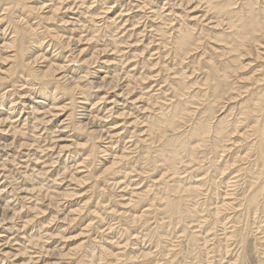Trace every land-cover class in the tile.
Segmentation results:
<instances>
[{"label": "rangeland", "instance_id": "rangeland-1", "mask_svg": "<svg viewBox=\"0 0 264 264\" xmlns=\"http://www.w3.org/2000/svg\"><path fill=\"white\" fill-rule=\"evenodd\" d=\"M0 1H1L0 2V17H2L1 19H3L2 22H0V29H1L0 30V47L5 42L9 43L8 41L10 39H13L12 37L15 36V32H18V31L20 32L21 30H23L25 28L23 31H21L23 33V37L21 36L20 38H18V39H20L19 42H18V40H16L17 41L16 45H18L19 50H21V55H23V57H25L27 59L30 58L29 61H32V59L34 60L35 56H38L39 54H40L39 56L42 55V58H43V60H41L39 62V64H35V66L31 65L33 70H38L37 68H39V69L42 68L43 70H45L46 68H44V67H47L48 64H51V63L57 64V65L60 64V66H64V68H63L64 73H62L61 77H60V75H58V77L54 78L53 81L54 82L56 81L55 83L51 81L53 84H50V82L47 79H46V81H45V79L37 81L36 79H33L32 76H29L30 74L28 71H26L27 69H25V70L20 69V72L17 71L18 66H16V64H14V56H16L15 54L17 53L18 48L15 47L12 50V48L7 49V48L2 47V51H0V56L2 57V58L0 57V59H1L0 60L1 61V63H0V97H1L0 100L1 101L0 102L3 105L2 108H0V118L1 119L3 118L2 120H7L6 125L7 124L10 125V126H8V125L6 126L9 131H7V133H5L3 135L4 139H0V140H2L3 142H5L6 140L9 142L15 140L14 142H16V146L14 145L13 147H11L12 149L9 148L7 150V148H5V149H3L2 147L0 148V150L2 151V152L0 151V159L1 160L3 159L0 162L2 164V165L0 164V166H2V168H3L2 169L0 167V195L3 196V197L2 196L0 197V216H1L0 219L5 218V220L1 221L2 223H0V238L2 239V240L0 239V246H1V244L5 243L6 241H9L11 243V245L13 243V246H12L14 248L13 250L17 249V250H15L16 253L18 251H19L18 253H20V249H21V253H24L20 257H17L15 259H6L5 261L2 259V257H1L2 254H1L0 255V260H1L0 264H10V262H11V264L12 263H15V264H53V262H56L57 264H111V263L112 264H145V263L146 264H148V263L149 264H210V263H212V264H228V263H232V262L234 263L235 260L237 258H240V257L242 259L240 258V261L237 262L238 264H241V263H243V264H260V263L264 264V261H263L264 260V253H262V252H264V249H262V248H264V236H263L264 235V229H263L264 228V204H263L264 203V197L260 196L258 198L259 202H258V204H256L254 206V208L252 206V209H249L247 206L248 205L247 196H248L249 192H251V190H252L250 188V184L252 182H255V179L250 178L251 175L248 174L246 169L249 168L250 162L255 161L257 158L256 152L248 150L247 144L248 143L251 144L252 142H256L257 140L254 139L255 136L251 135L248 138L249 141L248 140L244 141V140L238 138L240 135L234 134V135H232V137L229 141H228L229 137L224 138V140L221 143L222 146H224V148L219 147L220 149L217 148V150H215L212 147V142H209L210 144L208 142H206V143H204V146L202 147V149L199 151L200 153L198 155V158L200 160L195 162L196 164L189 162L190 157H188L186 154V151H184L182 149V141L183 142L185 141L184 138H185L186 131H189L192 128L193 120H196L195 122H197L199 119L203 120V117L207 113L208 102L206 101V99L208 101H209V99L206 97L203 98L204 97L203 94H204V91L207 89V85H206L205 80H206V76H207V70H208L209 62L210 61L216 62L220 65V63L222 62L221 60L226 61V60L231 59V58L234 59L238 54V53L235 54L236 52H234L230 49L232 43L230 42V39H229L230 36H228V33L232 32L233 29L230 27V24L228 23V17L224 12L221 14L218 13L217 10L211 4L212 1L208 2V0H206L205 3L203 0H194V1L192 0L193 3H191L190 6H187V5H184L183 3H180L181 2L180 0L179 1L176 0V2L178 4L175 2V0H169V1L168 0H165V1L162 0L163 2L161 0H101V1H99V0H73V1L72 0H23V1L22 0H18V1L17 0H5V1L0 0ZM97 1L99 3H97ZM217 1H220V2H222V1H230L231 2L232 1L230 9H238L239 6H235V3L237 1H239L236 3L237 5H240L241 4L240 2H244V0H237V1L236 0H217ZM256 1H258V0H256ZM256 1L254 2L255 4H256ZM260 1H263V2H260ZM260 1L257 2V4L254 6L260 7L261 5H263L262 3H264V0H260ZM22 2H23V4H22ZM181 5L182 6L184 5V7H182ZM27 6H29V7H27ZM39 6L41 8H39ZM49 6L52 9H50ZM185 6H187V7H185ZM195 6L198 8L196 9V11L191 13L192 12L191 8H194ZM111 7H113V8L111 9ZM200 7H201V9H200ZM15 8H16V11H14ZM55 9H58V10H56V12H54ZM175 9L178 13L177 15L175 14L176 13ZM182 10L184 11L183 13H182ZM145 11H146V13H145ZM17 14H19L20 16ZM46 14H47V16H45ZM209 14H210V16H208ZM134 15H136V16H134ZM189 16H190V18H188ZM193 16H195V18ZM47 17H49V18H47ZM66 18H68V19H66ZM17 19H18V21H17ZM108 19H110V20H108ZM51 20H54V21H51ZM113 20L115 21L114 23H113ZM195 20H196V22H195ZM20 21H22V22H20ZM188 21H190V22H188ZM74 22H75V24H74ZM148 22H149V24H148ZM155 22H158V25ZM177 22L179 24H177ZM16 23H17V25L19 24L18 25L19 27L22 26L23 28L19 29V27H18L16 29V27H15ZM29 24L31 26H29ZM150 24H151V26H150ZM174 24L176 25V27L174 26L175 28L172 27ZM208 24H210L209 28H208ZM213 24H215V25H213ZM113 25H114V27H113ZM211 26L214 29H212ZM26 27H27V29H26ZM124 27H126V28H124ZM187 28L192 30L194 35L196 34V36H195L196 41L192 47L193 50H191L190 52H188L186 54L178 55L179 53L177 50L178 45L176 43V36H178L179 32L182 29L184 30ZM198 29H199V31H198ZM218 29H220V30H218ZM25 31H27V32H25ZM173 31H175V32H173ZM206 31H207V34L204 33ZM160 33H161V35H160ZM173 33H175V36ZM34 38L35 39L37 38L38 41L35 40ZM159 38H161V39H159ZM206 39H208V40H206ZM215 40H217V42ZM2 42H4V43H2ZM86 42H88V43H86ZM201 42H203V43H201ZM204 42H205V44H204ZM31 46H33V47H31ZM162 46H164V47H162ZM69 48H71V49H69ZM90 48H92V49H90ZM105 49H107V50H105ZM95 50H97L96 51L97 53L95 52ZM81 51H82V53L80 54ZM161 51H163V52H161ZM206 51L208 54H206ZM6 54H7V56H6ZM205 54L207 55V58L204 59V57H206ZM190 56H191V58H190ZM218 56H219V58H218ZM91 57H93V59L91 61H89V62H91V64H88L89 63L88 61L85 62V60H87L88 58H91ZM7 58H9V59H7ZM55 58H57V59H55ZM247 58L249 60H247ZM83 59H84V62H83ZM103 59H104V61H103ZM106 59H108V60H106ZM182 59H184V60H182ZM224 59H226V60H224ZM75 60H77V61H75ZM111 60H113V61L111 62ZM178 60L181 64L178 62ZM29 61L27 60L26 63H28ZM52 61H54L55 63ZM241 61L243 62V66L246 65V67L240 68V69H242L241 72H240V69H238L236 74L235 73L231 74V77H229V79L226 81L227 84L225 85V83H224V85H223V89H227L228 94L231 93L230 95L232 97H234L235 100L231 99L228 101L227 99H225L226 101H223V102H225L224 104H221L219 106L217 104H215L214 108H215L216 112H215L214 118L211 121L212 123L219 121L218 117L224 118L223 116L226 117V115H228L226 117L227 120H229L231 122L236 121L238 118L241 119L242 118V115H241L242 105H241V103L243 102L242 100H244V97L246 98L249 95L247 92H249V91L251 92L254 89L256 90V88L258 86H261L264 83L263 82V79H264V76H263L264 70L263 69L264 68H262V67H264V64H263L264 59L257 58L255 55H246L245 57L244 56L241 57ZM256 61H258L259 63L258 62L256 63ZM163 62L166 63L169 67L166 64H164ZM169 62H171V63H169ZM46 63H47V65H46ZM160 63H162V64H160ZM246 63H248V64H246ZM179 65L181 67H179ZM202 65H203V67H201ZM247 65H249V66H247ZM250 65H251V67H250ZM165 68H167V69H165ZM168 68H170V69H168ZM258 68L259 69L261 68V69L259 70ZM90 69H91V71H90ZM171 69H173V71ZM2 70H3V72H2ZM24 71H26L27 73ZM73 71H74V73H72ZM93 71L95 72V74L93 73ZM125 71H126V73H125ZM91 73H93V75ZM171 73H173V74H171ZM193 73H195V74H193ZM199 73L200 74L202 73V74L200 75ZM241 74H243V75H241ZM252 74H254L253 75L254 77L252 76ZM63 75H66L67 77L62 78ZM108 75H110V76L108 77ZM171 75H173V76H171ZM249 75H250L251 79H250ZM255 75H257V76H255ZM22 76H23V78H22ZM59 77H60V79H59ZM240 77H242L243 80ZM20 78H22V79H20ZM71 78L73 81L71 80ZM180 78H181V80L182 79L183 80L181 81ZM63 79H65V80H63ZM117 79H118V82L115 81ZM20 80H22V84H20V82H21ZM33 80H35V81H33ZM69 80H71V81H69ZM74 80L76 83L78 82L77 84L79 87L74 89L75 92L72 90L68 91V90H70V86L75 85V84H73V83H75ZM103 80H105V81L108 80V81L112 82L113 85H115V87H113L115 89L113 90L112 88H110V85H108L107 83H106L107 85L103 84V86L101 84L102 88L99 87L98 84L102 83ZM260 80H262V81H260ZM41 81L42 82L44 81L45 84L41 83ZM90 81H92V82L90 83ZM120 81L123 83H121ZM246 81H247V83H246ZM34 82H35V84H34ZM57 82H60L61 84L60 83L59 84L63 86V87H61L58 84V87L60 86L59 90H57L58 88H56ZM71 82H73V83H71ZM93 82H95V83H93ZM187 82L189 84H187ZM234 82H237V83L239 82L241 84H238L239 86L236 85V87H235L234 84H237V83H234ZM27 83H30V84H27ZM69 83H71V84H69ZM229 83L230 84L232 83V85H230ZM255 83H258V84L255 85ZM41 84L44 85V87H46V84H47L45 91L46 92L48 91L49 94H47L48 92L42 93V91H41L42 89L40 90V88H42L43 86ZM92 84H93V86H92ZM253 84L256 87L255 88L253 87V89H252ZM22 85H24V87ZM53 85H54V87H53ZM81 85H82V88H81ZM122 85H124V86H122ZM170 85L173 86V88L170 87ZM196 85H198V86H196ZM240 85H241V87H240ZM245 85H247V86L249 85L250 87H246ZM32 86H35V87H33V89H32ZM97 86H98V88H97ZM16 88H17V90H16ZM80 88L83 90H81ZM21 89H23V90H21ZM36 89H37V91H36ZM109 89H110V92H109ZM175 89L176 90L178 89V90L176 91ZM80 90L84 91L85 95L83 93H81ZM173 90H175V92ZM191 90H193V92ZM78 91H80V92H78ZM122 91L124 94L122 93ZM8 92H9V94H7ZM25 92H27V93H25ZM29 92H30V95H28ZM69 92H72V93H70V94H72L71 96H70ZM114 92H116L120 96L114 98L112 96V94ZM127 92L132 97L130 95H128ZM129 92H131V93H129ZM31 93H32V95H31ZM62 93H64L63 96H62ZM178 93H180V94H178ZM189 93L190 94L192 93L191 97H189L190 96ZM25 94H26V96H24ZM50 94H51V96H50ZM239 94H241L242 96H240ZM55 95H56V97H55ZM124 95H126V96H124ZM179 95L182 97L180 98ZM29 96H33V97H29ZM86 96L90 100L89 99L87 100V104H85V105L83 104L85 106L84 107L83 105H81L82 104L81 101L83 102V100H84L83 98ZM41 97L43 98V100ZM65 97L68 98V100L65 99ZM72 97L75 99H73ZM127 97H128V99H127ZM141 97H143V98H141ZM151 97L152 98L155 97V98L151 99ZM194 97L197 98L199 101L197 99H195ZM32 98H33V100H32ZM71 98H72V101H71ZM109 98L111 99V101ZM113 98H114V100H117V102H115L114 104H113V102H114ZM131 98L134 100H132ZM144 98L145 99L147 98V99L145 100ZM176 98H179V99H176ZM183 98L184 99L186 98L185 99L186 102L188 100L187 106H189V103H190V107H188L189 108L188 116H186L185 118L181 117V118L177 119L175 121V123L169 127L162 125L163 123L160 122V119L162 118L163 113L166 114L167 112H169L173 102H174V104H177L179 102V100L183 101L184 100ZM119 99H120V101H119ZM204 99H205V101H204ZM4 100H6V101H4ZM25 100L27 101V104H25ZM176 100H178V101H176ZM146 101H148V102H146ZM35 102H36L37 106H36ZM49 102H50V104L52 103L51 104L52 106L49 105ZM64 102H66V103H64ZM68 102H69V104H68ZM108 102H111V104ZM151 102H153V103H151ZM60 103H63V105L62 104L60 105ZM73 103L77 105V107H75L74 113L76 115V120H79L80 122L76 121L77 124L73 123L74 124L73 125L71 123L72 125H70L71 120L68 117L70 116L71 111L72 112L74 111V108L72 107V106H74ZM78 103L80 104V106ZM89 103H91V104H89ZM118 103L121 105L119 106ZM145 103H146V105H144ZM234 104H235V107H234ZM238 104H239L240 108H239V106H237ZM25 105H26V107H25ZM34 105H35V107H34ZM140 105H141V107H139ZM191 105H192V107H191ZM199 105H201V106H199ZM4 106H5V108H4ZM29 106H31V107H29ZM167 106H168L169 110L167 109ZM11 107L13 109H11ZM63 107H65L66 110L65 109L61 110ZM79 107L82 110H79ZM137 107H139V108H137ZM36 108H39V109L41 108L39 111H41L40 113H41L42 117L40 116V113H39L38 109H36ZM51 108L52 109L54 108L57 110V112L60 114L59 118H57L56 121H51L52 124H51V122L49 124L48 123L45 124V122L42 123L43 121H41V119H44L43 117L45 115H46L45 120L47 117L50 118L47 111H49ZM58 108H60V109H58ZM70 108L71 109L73 108V109L71 110ZM1 109L2 110L4 109V111H2ZM14 109L16 111H13ZM140 109L142 112L140 111ZM202 109H204V111ZM234 109L237 110L238 112L237 111L235 112ZM9 110H10V112H9ZM18 110H19L20 115L17 113ZM32 110H34V111H32ZM56 110L54 111V113H57ZM121 110H122L123 114L121 113ZM7 111L9 113H12V114H8ZM61 111H63V112H61ZM77 111H79V114H81V116L77 113ZM118 111H119V113H118ZM148 111H149V113H148ZM162 111H163V113H162V115H160L159 113H161ZM88 112H90V113H88ZM124 112L126 114H124ZM155 112H157L158 115ZM15 113H16V115H15ZM203 113H204V115H203ZM143 114H144V116H143ZM10 115H12V116L14 115L13 118ZM26 115L29 116V118ZM77 115L79 117H77ZM152 115H153V117H152ZM233 115H235V118H232V117H234ZM17 116H19V117H17ZM30 116L34 117V118H31ZM89 116L90 117L92 116L91 119H89L90 118ZM96 116L98 117V119ZM106 116H108V117H106ZM159 116H161V117H159ZM193 116H194V118H193ZM24 117H27L28 119L24 118ZM7 118H9V119H7ZM106 118H108V119H106ZM150 118H151V120H150ZM154 118L155 119L157 118V120L154 121ZM20 119H21V121H20ZM38 120L41 123L37 122ZM8 121H10L11 124ZM24 121H25V123H24ZM31 121H33V122H31ZM88 121H92V122L94 121V123H96V124L93 123L94 124L93 130H92L91 126H90L91 129L89 128V126L87 129L80 128L81 124L87 123ZM157 121H158V124H157ZM142 122H143V124H142ZM36 123H37V125H34ZM61 124H63L64 126ZM126 124H128V125H126ZM40 125L42 126L41 128L39 127ZM99 125H102V126H99ZM46 126H48V128ZM56 127H57V129H56ZM97 127H99L100 130ZM128 127H129V129H128ZM32 128H33V130H32ZM36 128H38L39 130ZM136 128H137V130H136ZM28 129H30V130H28ZM52 129L54 131L55 130L56 131L52 132L53 131ZM245 129L247 130V127H245L242 130V132ZM49 130L50 131L52 130L51 134H50ZM94 130H98L101 132H97V133L95 132V136H96L95 137L94 136ZM126 130L128 132H126ZM44 131H46V133ZM139 132H140V134H139ZM101 133H103V134L101 135ZM136 133H138V135ZM46 135H47V137H46ZM65 135H67V136H65ZM177 135H178V137H176ZM42 136H44V137H42ZM92 136L94 139L96 138L98 140L95 139V141H94ZM107 136H109V137L107 138ZM49 137H51V138H49ZM60 138H64L66 140L63 142L64 144L62 142L58 141ZM136 138H137V140H136ZM42 139H44V140H42ZM16 140H18V141H16ZM2 141H0V142L2 143ZM7 141L5 143H7ZM234 141H235V144H234ZM17 142H18V144H17ZM96 142H97V144H96ZM162 142L165 144H163ZM19 143L20 144L26 143L25 144L26 146L25 145L20 146ZM27 143H28V145H27ZM86 143H87V145H86ZM93 143H95V144L93 145ZM173 143H176V148L175 149L173 148V151L170 150V152H172V153L169 152L168 157L170 155H175V154L178 157H177V160L174 162L175 165L173 167H171V166H169V164H167V162L164 158V157H167V155L166 156L163 155L166 152L162 151V150H164V147L166 148V150L172 149L171 145ZM143 144H145V145H143ZM31 145H32L33 149L29 147ZM42 145L45 147V149H42V148H44ZM48 145L50 147H48ZM91 145H93L94 147L92 148ZM235 145H237V146H235ZM62 146H65V147L61 149ZM148 146H149V148H148ZM25 147H27L28 150ZM35 147H36V149H35ZM150 148H152V149H150ZM239 148H240V150H239ZM11 150L12 151L14 150L13 153ZM54 151H55V153H54ZM214 151H216V152H214ZM243 151H244V153H242ZM15 152H17V153H15ZM39 152L42 154H38ZM175 152H177V153H175ZM219 152H221V153H219ZM57 153H60V154H57ZM156 153H158V154H156ZM246 153L247 154L249 153L248 158L246 157L247 156ZM12 154H14V155H12ZM28 154H30V156L32 158ZM62 154H63V156H62ZM219 154H220V156H219ZM239 154L241 157L239 156ZM14 156H15V159H14ZM116 156H117V158H116ZM151 156L154 157L156 160H153V158ZM45 157H46V159H45ZM88 157H89V159H88ZM180 157L182 159H180ZM81 158L83 161H85L86 164L81 163V162H83V161H81ZM159 158L160 159L163 158V159L160 160ZM216 159L218 161H216ZM230 159H231V161H230ZM35 160H37V161H35ZM248 160H250V161H248ZM7 161H11V162L9 163ZM16 161H18L19 163ZM50 161H51V163H50ZM211 161H212V163H211ZM225 161H227V162H225ZM198 162H200V163H198ZM213 162H215V163H213ZM204 163L206 165H203ZM230 163H231V165H229ZM3 164H4V166L6 165L5 168H7V166H8L7 170L3 167ZM211 165H212V167H211ZM54 168H55V171H54ZM65 168H66V170H65ZM108 168H110V169L107 171L106 169H108ZM221 168L223 169V171H221ZM37 169H39V171ZM150 170H152V171H150ZM24 172L27 173L28 175L27 174L25 175ZM55 172L57 174H55ZM77 172H79V173H77ZM2 173L4 175L6 173L7 176L6 175L4 176ZM64 173L66 175H70V174L74 173V174L78 175V177H80L83 181L80 185L79 184L76 185V183H74V182L71 183V181H69V177L65 178L66 175ZM10 174H12V175H10ZM63 174L65 176H63ZM124 175H126V176H124ZM197 175H200V176L197 178H195V177L193 178V176H197ZM9 176L10 177L12 176L13 179H12V177L9 178ZM34 176H36V177L34 178ZM123 176H124V178H123ZM165 176L167 177V179ZM181 176L184 179H182ZM231 176L234 177L235 179L231 178ZM5 177H6V179H5ZM201 177L203 179H205V181H203V186H202V188H204L203 191L205 192V194L203 193V191L201 189L202 193L199 192L197 195H193V197H191V198L190 197L187 199L184 198L187 201H184L182 198H181L182 200L179 199V197H181L180 195H182V194H180V192H178V191H180L181 188H183L184 186H188L191 181L193 182L194 180H198V178H201ZM61 178H63V179H61ZM154 178L157 179L158 181L155 180ZM58 179H60V180H58ZM179 179L180 180L182 179V180L180 181ZM154 180H155V182H154ZM161 180H164V181H161ZM172 181H174V182H172ZM210 181H211V183H209ZM222 181H224V186H223L224 188L221 187L223 185ZM10 182H11V184H10ZM25 182H27V183H25ZM167 182H169V185L170 184L171 185L169 186ZM166 183H167V185H166ZM172 183H173V185H172ZM226 183L229 187L226 185ZM18 184L20 187H16V186H18ZM22 184H23V186L25 184V186L22 187ZM158 184H159V186H158ZM182 184H184V185L181 186ZM230 184H231V186H230ZM208 185L211 187V189ZM30 186H32L31 187L32 190H31ZM163 186L165 189L162 188ZM168 186L170 188H168ZM2 187H4L5 189ZM175 187H177V189ZM13 188H16L18 191L16 189H13ZM19 188H21V189H19ZM174 188L177 192L174 190ZM36 189H37V191H36ZM164 190H166V191H164ZM225 190H227L226 192H228V193H225ZM66 191L68 193H70V195L72 197L71 196L65 197V196L61 195L62 192L67 193ZM169 191L172 192L173 195H171L172 193H170ZM210 192H211V194H209ZM9 193H10V196H9ZM155 193L158 194V197H157V195H155ZM58 194H59V196H58ZM162 194L164 195V198H163ZM4 195H5V197H4ZM210 195H211V197H210ZM212 195H214V197ZM229 195H231V196H229ZM167 196L170 197L172 202L174 201V203H173L174 205L172 207H174V209H177V210H174L173 213L170 211L172 207L167 206L168 205L167 202H168V200H170L169 198H167ZM174 197H175V199L178 197V199L175 200V199H173ZM149 198L151 201L149 200ZM160 198H161V200H160ZM206 198H208V199L206 200ZM210 198H212L214 201H210ZM18 199L19 200L21 199V200L18 201ZM163 199H164L165 203L163 202ZM222 199H224L227 202H225ZM226 199H228V200H226ZM193 200H195V201L198 200V201L194 202ZM205 200L207 203L205 202ZM7 201H8V203H6ZM159 201L162 202L161 205H159L160 204ZM20 202L22 204H20ZM183 202H185V203H183ZM243 202H245V203H243ZM186 203H188V204H186ZM203 203H204V205H203ZM220 203L223 206L220 205ZM224 203H225V205H224ZM7 204H9L10 206L9 205L7 206ZM190 204H192L191 205L192 208L189 207ZM205 204L208 206H206ZM155 205H157V206H155ZM216 205H219L218 206L219 208ZM12 206L14 207V209L12 208ZM47 206H48V208H47ZM199 206H202L205 209L203 210V208L200 207V209L202 208L200 210ZM154 207H155V209H154ZM193 207H196V208H193ZM210 207H212V209ZM243 207H246L247 209L246 208L243 209ZM179 208H181V209H179ZM216 208H218V210H219L218 213L214 212V209H216ZM4 210L6 211V213L3 212ZM26 210H28V211H26ZM147 210H148V212H147ZM158 210L161 213H159ZM180 210H181V212L179 213ZM183 210L185 213H182ZM209 210L210 211L212 210V211L210 212ZM14 212H15V215H13ZM93 212H94V214H93ZM128 212H130V213H128ZM132 214L134 215V218H133ZM175 214H177L176 215L177 219H176V217H174ZM179 214H181V215H179ZM196 214H198L199 217ZM219 215H220L221 219H220ZM99 216H101V217H99ZM161 216H162V218H161ZM213 216H215V217H213ZM11 217L13 220L15 219L14 222H13V220L8 219ZM103 217H104L105 222L103 220ZM223 217H224V219H223ZM171 218H173V220ZM185 218H186V220H185ZM201 218L204 220L202 221ZM213 218H214V220H213ZM96 219H99V220H96ZM130 219H132V220H130ZM158 219H159V221L157 223ZM217 219H218V222H216ZM210 220H211V223H210ZM227 220H229V222ZM182 221H184V222L187 221L188 223H184ZM205 221H207V222H205ZM223 221H224V223H223ZM225 221H227L228 223ZM15 222H16V224H15ZM31 222L33 225L31 224ZM181 222H182V224H181ZM199 222L201 223V225ZM226 223L228 225H226ZM14 224H15V226H14ZM19 224H20V226H19ZM187 224L189 225V228H187L188 227ZM39 225H40V227H39ZM199 225L202 227H200ZM217 225H219V226H217ZM156 226H158V227H156ZM28 227L30 228L29 230H28ZM170 227H171V230H170ZM25 228H26V230H25ZM162 228H163V230H160ZM126 229H128V230H126ZM131 229H132V231H131ZM188 229H190V230H188ZM192 229L197 230V231L193 232ZM199 229H201V231L203 230L204 232L199 231ZM32 230H33V232H32ZM38 231H40V232H38ZM128 231H130V232H128ZM184 231H186V233ZM187 231L189 232V234L187 233ZM21 232L24 234V236H23V234H21ZM190 232H191V234H190ZM198 232H201L202 234L201 233L199 234ZM225 233H228V234L226 235ZM5 234H6V236H5ZM21 235H22V237H21ZM188 235H189V238H188ZM196 235H197V237H199L197 239V242H199L201 240L200 241L201 243L200 242L198 243L199 245L197 244L196 239H195V238H197ZM223 235H224V237H223ZM2 236H4V238ZM37 237L39 240L37 239ZM159 237H161V238H159ZM27 238H29V239H27ZM204 238H205V240H204ZM223 238L226 239L225 242L227 243V245L224 242ZM218 239H220V240H218ZM30 240L31 241L34 240L33 242H36L35 244H37V246L33 242H31V244H30ZM130 240H131V242H130ZM19 241H21V242H19ZM23 241L24 242L26 241L27 245H26V242L24 243ZM222 241H223V245H221ZM18 242H19V244H18ZM159 242H161V243H159ZM204 243H206V248H205ZM19 245H21V246H19ZM30 245H31V247H30ZM200 245H202V246H200ZM18 246L21 248H19ZM160 246H162V247H160ZM261 246H263V247L261 248ZM60 248H62V249H60ZM46 249H47V251H46ZM158 249H159V253H158ZM48 251L51 253L48 254ZM111 252L113 253V255L111 254ZM106 254H109V255L106 256ZM258 254H259V256H258ZM260 254H262V255H260ZM137 255H139L140 257ZM141 255L143 257H141ZM232 255L233 256L236 255V256L233 257ZM110 256H111V258H110ZM262 256H263V258H262ZM210 257L213 258V261L212 260L210 261V259H211ZM33 258H35V259H33ZM205 258H206V260H205ZM12 260H14V261H12ZM31 261L33 263H31ZM205 261H206V263H205ZM208 262H210V263H208Z\"/></svg>", "mask_w": 264, "mask_h": 264}, {"label": "bare ground", "instance_id": "bare-ground-1", "mask_svg": "<svg viewBox=\"0 0 264 264\" xmlns=\"http://www.w3.org/2000/svg\"><path fill=\"white\" fill-rule=\"evenodd\" d=\"M3 1H5V0H3ZM18 1V0H17ZM23 1V0H22ZM73 1V0H72ZM99 1H101V0H99ZM162 1V0H161ZM165 1V0H164ZM169 1V0H168ZM179 1V0H178ZM181 2L180 3H183L184 5H187V6H190L191 5V3H193L192 2V0H180ZM194 1V0H193ZM204 1V3H205V1L206 0H203ZM212 1V2H211ZM216 1V2H215ZM237 1V0H236ZM235 1V2H236ZM256 0H244V2H240L239 4L240 5H237L236 3L237 2H239V1H237L236 3H235V6H239L238 7V9H230V7H231V4H232V1L230 2V1H222V2H220V1H217V0H208V2H211V4L213 5V7L217 10V12L218 13H225L226 15H227V17H228V23L230 24V27L233 29L232 30V32H230V33H228V36H230L229 37V39H230V42L232 43L231 44V50L232 51H234V52H236L235 54H237V56L234 58V59H228V60H226V59H224V60H226V61H223V60H221L222 62L220 63V65L218 64V63H216V62H209V64H208V70H207V76H206V85H207V89L204 91V97L203 98H208L209 99V101L206 99V101L208 102V106H207V113L205 114V116L203 117V120L202 119H199L197 122H195L196 120H193V123H192V128L189 130V131H186V134H185V138H184V142L182 141V149L184 150V151H186V154H187V156L188 157H190L189 158V162L190 163H193V164H196L195 162H197V161H199L200 159L198 158V155H199V151L202 149V147L204 146V143H206V142H212V147L215 149V150H217V148H219V147H223L224 148V146H222V141L224 140V138H226V137H229V139H228V141L231 139V137H232V135H234V134H238V135H240L238 138H240V139H242V140H248V138L251 136V135H254L255 136V140H257L256 142H252L251 144L250 143H248L247 144V147H248V150H250V151H255L256 152V156H257V158H256V160L255 161H252V162H250V165H249V168L248 169H246V171L248 172V174L249 175H251L250 176V178H254L255 179V182H252L251 184H250V188L252 189L251 190V192H249V194H248V196H247V202H248V208L249 209H252V206H253V208H254V206L256 205V204H258V198L260 197V196H263L264 197V83H263V85H261V86H258L257 88H256V90L254 89V90H252L250 93L249 92H247L249 95L245 98L244 97V100H242L243 102L241 103V105H242V108H241V115H242V118L241 119H237L236 121H229V120H227V116L228 115H226V117L225 116H223L224 118H221V117H218L219 118V121H217V122H211L212 121V119L214 118V115H215V108H214V105L215 104H217L218 106L219 105H221V104H224L225 102H223V101H226L225 99H227L228 101L229 100H231V99H234V97H232L230 94L231 93H229L228 94V90L227 89H223V85H224V83H225V85L227 84L226 83V81L229 79V77H231V74H233V73H235L236 74V72H237V70L238 69H240V68H243V67H246V65L245 66H243V62L241 61V57H245L246 55H255L257 58H262V59H264V3H262L263 5H261L260 7L258 6V7H255L254 5H256L257 4V2H259L260 0H258V1H256V4L254 3ZM1 2V1H0ZM69 2V1H68ZM78 2V1H77ZM163 2V1H162ZM175 2H176V0H175ZM260 2H263V1H260ZM16 3V2H15ZM26 3V2H25ZM63 3V2H62ZM97 3H99L98 1H97ZM132 3V2H131ZM140 3V2H139ZM171 3V2H170ZM173 3V2H172ZM177 3V2H176ZM175 3V4H176ZM195 3V2H194ZM203 3V4H204ZM22 4H23V2H22ZM75 4V3H74ZM127 4V3H126ZM152 4V3H151ZM166 4V3H165ZM178 4V3H177ZM260 4V3H259ZM28 5V4H27ZM60 5V4H59ZM70 5V4H69ZM80 5V4H79ZM134 5V4H133ZM138 5V4H137ZM136 5V6H137ZM140 5V4H139ZM184 5L182 6V7H184ZM195 5V4H194ZM51 6V5H50ZM49 6V7H50ZM77 6V5H76ZM132 6V5H131ZM135 6V7H136ZM145 6V5H144ZM160 6V5H159ZM173 6V5H172ZM180 6V5H179ZM187 6H185V7H187ZM13 7V6H12ZM27 7H29V6H27ZM56 7V6H55ZM75 7V6H74ZM73 7V8H74ZM170 7V6H169ZM177 7V6H176ZM181 7V8H182ZM207 7V6H206ZM233 7V6H232ZM8 8V7H7ZM39 8H41L40 6H39ZM60 8V7H59ZM66 8V7H65ZM87 8V7H86ZM113 7H111V9H112ZM146 8V7H145ZM149 8V7H148ZM198 7H194V8H191V13H193L194 11H196V9H197ZM237 8V7H236ZM43 9V8H42ZM50 9H52L51 7H50ZM72 9V8H71ZM70 9V10H71ZM79 9V8H78ZM85 9V8H84ZM127 9V8H126ZM125 9V10H126ZM135 9V8H134ZM179 9V8H178ZM183 9V8H182ZM187 9V8H186ZM200 9H201V7H200ZM14 10V9H13ZM33 10V9H32ZM39 10V9H38ZM56 10H58V9H55L54 10V12H56ZM69 10V9H68ZM80 10V9H79ZM166 10V9H165ZM164 10V11H165ZM206 10V9H205ZM14 11H16V8H15V10ZM27 11V10H26ZM29 11V10H28ZM40 11V10H39ZM46 11V10H45ZM52 11V10H51ZM81 11V10H80ZM175 11H176V9H175ZM198 11V10H197ZM10 12V11H9ZM25 12V11H24ZM34 12V11H33ZM36 12V11H35ZM142 12V11H141ZM184 11L182 10V13H183ZM188 12V11H187ZM190 12V11H189ZM201 12V11H200ZM213 12V11H212ZM11 13V12H10ZM20 13V12H19ZM27 13V12H26ZM50 13V12H49ZM65 13V12H64ZM77 13V12H76ZM108 13V12H107ZM143 13V12H142ZM145 13H146V11H145ZM150 13V12H149ZM175 13V12H174ZM197 13V12H196ZM195 13V14H196ZM41 14V13H40ZM48 14V13H47ZM47 14L45 15V16H47ZM132 14V13H131ZM176 15L178 14L177 13V11H176V13H175ZM208 14V13H207ZM6 15V14H5ZM17 15H19V14H17ZM50 15V14H49ZM59 15V14H58ZM192 15V14H191ZM198 15V14H197ZM212 15V14H211ZM3 16V15H2ZM20 16V15H19ZM40 16V15H39ZM134 16H136V15H134ZM138 16V15H137ZM150 16V15H149ZM148 16V17H149ZM185 16V15H184ZM200 16V15H199ZM208 16H210V14L208 15ZM15 17V16H14ZM41 17V16H40ZM122 17V16H121ZM132 17V16H131ZM170 17V16H169ZM194 18H195V16H193ZM2 17H0V22H2V20L3 19H1ZM17 18V17H16ZM25 18V17H24ZM47 18H49V17H47ZM58 18V17H57ZM119 18V17H118ZM188 18H190V16L188 17ZM200 18V17H199ZM44 19V18H43ZM66 19H68V18H66ZM65 19V20H66ZM147 19V18H146ZM153 19V18H152ZM151 19V20H152ZM186 19V18H185ZM21 20V19H20ZM45 20V19H44ZM47 20V19H46ZM64 20V19H63ZM70 20V19H69ZM108 20H110V19H108ZM116 20V19H115ZM179 20V19H178ZM184 20V19H183ZM187 20V19H186ZM190 20V19H189ZM197 20V19H196ZM196 20H195V22H196ZM13 21V20H12ZM17 21H18V19H17ZM16 21V22H17ZM27 21V20H26ZM51 21H54V20H51ZM61 21V20H60ZM59 21V22H60ZM67 21V20H66ZM76 21V20H75ZM105 21V20H104ZM154 21V20H153ZM180 21V20H179ZM198 21V20H197ZM217 21V20H216ZM15 22V21H14ZM20 22H22V21H20ZM65 22V21H64ZM110 22V21H109ZM115 21L113 20V23H114ZM181 22V21H180ZM183 22V21H182ZM188 22H190V21H188ZM193 22V21H192ZM205 22V21H204ZM213 22V21H212ZM211 22V23H212ZM68 23V22H67ZM71 23V22H70ZM145 23V22H144ZM155 23H157V25H158V22H155ZM187 23V22H186ZM214 23V22H213ZM216 23V22H215ZM227 23V24H228ZM74 24H75V22H74ZM101 24V23H100ZM116 24V23H115ZM148 24H149V22H148ZM177 24H179L178 22H177ZM184 24V23H183ZM188 24V23H187ZM15 25V24H14ZM19 25V24H18ZM17 25V23H16V25H15V27H16V29L19 27ZM102 25V24H101ZM117 25V24H116ZM130 25V24H129ZM203 25V24H202ZM206 25V24H205ZM204 25V26H205ZM209 25L210 24H208V28H209ZM213 25H215V24H213ZM226 25V24H225ZM29 26H31L30 24H29ZM118 26V25H117ZM150 26H151V24H150ZM176 27V25L174 24L172 27ZM179 26V25H178ZM207 26V25H206ZM10 27V26H9ZM13 27V26H12ZM53 27V26H52ZM113 27H114V25H113ZM127 27V26H126ZM126 27H124V28H126ZM140 27V26H139ZM158 27V26H157ZM171 27V28H172ZM174 27V28H175ZM200 27V26H199ZM214 27V26H213ZM20 28H23L22 26L21 27H19V29ZM30 28V27H29ZM74 28V27H73ZM104 28V27H103ZM170 28V29H171ZM207 28V27H206ZM211 28H212V26H211ZM222 28V27H221ZM228 28V27H227ZM25 29V28H24ZM23 29V30H24ZM26 29H27V27H26ZM115 29V28H114ZM212 29H214V28H212ZM1 30V29H0ZM3 30V29H2ZM23 30H21V31H23ZM71 30V29H70ZM155 30V29H154ZM178 30V29H177ZM206 30V29H205ZM218 30H220V29H218ZM15 32V36L14 37H12L13 39H10L8 42L9 43H7V42H2V43H4V44H2L1 45V47H0V51H2V47H4V48H12V50L16 47V48H18V45H16V40H18V42H19V40L20 39H18V38H20L21 36L23 37V33L22 32ZM136 31V30H135ZM153 31V30H152ZM198 31H199V29H198ZM215 31V30H214ZM231 31V30H230ZM14 32V31H13ZM25 32H27V31H25ZM40 32V31H39ZM155 32V31H154ZM173 32H175V31H173ZM177 32V31H176ZM129 33V32H128ZM131 33V32H130ZM205 34H207V31L206 32H204ZM213 33V32H212ZM11 34V33H10ZM9 34V35H10ZM14 34V33H13ZM28 34V33H27ZM33 34V33H32ZM68 34V33H67ZM112 34V33H111ZM110 34V35H111ZM155 34V33H154ZM174 34V36H175V33H173ZM198 34V33H197ZM204 34V35H205ZM37 35V34H36ZM35 35V36H36ZM130 35V34H129ZM160 35H161V33H160ZM169 35V34H168ZM172 35V34H171ZM88 36V35H87ZM195 36H196V34L194 35L193 34V32H192V30H190L189 28H187V29H182L180 32H179V34H178V36H176V43H177V45H178V55H182V54H186V53H188V52H190L191 50H193V45L195 44V41H196V38H195ZM7 37V36H6ZM96 37V36H95ZM152 37V36H151ZM156 37V36H155ZM172 37V36H171ZM205 37V36H204ZM8 38V37H7ZM63 38V37H62ZM78 38V37H77ZM92 38V37H91ZM125 38V37H124ZM22 39V38H21ZM35 39V38H34ZM155 39V38H154ZM159 39H161V38H159ZM165 39V38H164ZM173 39V38H172ZM203 39V38H202ZM35 40H37L38 41V39L36 38ZM42 40V39H41ZM81 40V39H80ZM86 40V39H85ZM91 40V39H90ZM157 40V39H156ZM170 40V39H169ZM206 40H208V39H206ZM6 41V40H5ZM43 41V40H42ZM95 41V40H94ZM174 41V40H173ZM216 42H217V40H215ZM63 42V41H62ZM86 43H88V42H86ZM111 43V42H110ZM173 43V42H172ZM201 43H203V42H201ZM221 43V42H220ZM130 44V43H129ZM162 44V43H161ZM204 44H205V42H204ZM225 44V43H224ZM33 45V44H32ZM42 45V44H41ZM163 45V44H162ZM165 45V44H164ZM20 46V45H19ZM206 46V45H205ZM204 46V47H205ZM221 46V45H220ZM31 47H33V46H31ZM38 47V46H37ZM44 47V46H43ZM95 47V46H94ZM133 47V46H132ZM162 47H164V46H162ZM177 47V46H176ZM3 48V49H4ZM60 48V47H59ZM81 48V47H80ZM58 49V48H57ZM69 49H71V48H69ZM85 49V48H84ZM90 49H92V48H90ZM100 49V48H99ZM102 49V48H101ZM104 49V48H103ZM31 50V49H30ZM82 50V49H81ZM105 50H107V49H105ZM172 50V49H171ZM174 50V49H173ZM198 50V49H197ZM97 50H95V52H96ZM109 51V50H108ZM114 51V50H113ZM112 51V52H113ZM195 51V50H194ZM202 51V50H201ZM205 51V50H204ZM212 51V50H211ZM13 52V51H12ZM92 52V51H91ZM106 52V51H105ZM111 52V51H110ZM161 52H163V51H161ZM160 52V53H161ZM193 52V51H192ZM191 52V53H192ZM200 52V51H199ZM210 52V51H209ZM10 53V52H9ZM82 53V51L80 52V54ZM97 53V52H96ZM150 53V52H149ZM222 53V52H221ZM3 54V53H2ZM1 54V55H2ZM84 54V53H83ZM90 54V53H89ZM163 54V53H162ZM206 54H208L207 53V51H206ZM205 54V55H206ZM5 55V54H4ZM16 56H14V64H16V66H18V69H17V71L18 72H20V69L21 70H25V69H27L26 71H28L29 72V76H32L33 77V79H36L37 81H40V80H44L45 79V81H46V79L50 82V84H53L52 82H54L53 80H54V78H56V77H58V75H60V77H61V75H62V73H64V66H60V64L59 65H57V64H48V66L47 67H44V68H46L45 70H43L42 68L41 69H39V68H37L38 70H33L32 69V67H31V65H34L35 66V64H39V62L41 61V60H43V58H42V55L41 56H35V58H34V60L32 59V61H29V59H27V58H25V57H23V55H21V50H19V48H18V51H17V53L15 54ZM85 55V54H84ZM94 55V54H93ZM92 55V56H93ZM110 55V54H109ZM195 55V54H194ZM221 55V54H220ZM3 56V55H2ZM6 56H7V54H6ZM27 56V55H26ZM86 56V55H85ZM89 56V55H88ZM87 56V57H88ZM96 56V55H95ZM98 56V55H97ZM163 56V55H162ZM161 56V57H162ZM177 56V55H176ZM184 56V55H183ZM189 56V55H188ZM198 56V55H197ZM213 56V55H212ZM1 57V56H0ZM77 57V56H76ZM159 57V56H158ZM172 57V56H171ZM180 57V56H179ZM209 57V56H208ZM250 57V56H249ZM2 58V57H1ZM54 58V57H53ZM183 58V57H182ZM190 58H191V56H190ZM205 58H207V55H206V57H204V59ZM218 58H219V56H218ZM5 59V58H4ZM7 59H9V58H7ZM55 59H57V58H55ZM82 59V58H81ZM93 59V57H91V58H88L87 60H85V62H89V61H91ZM168 59V58H167ZM180 59V58H179ZM1 60V59H0ZM6 60V59H5ZM29 61L28 63H26V61ZM100 60V59H99ZM106 60H108V59H106ZM110 60V59H109ZM182 60H184V59H182ZM202 60V59H201ZM247 60H249L248 58H247ZM246 60V61H247ZM4 61V60H3ZM74 61V60H73ZM75 61H77V60H75ZM82 61V60H81ZM94 61V60H93ZM103 61H104V59H103ZM113 60H111V62H112ZM145 61V60H144ZM162 61V60H161ZM173 61V60H172ZM6 62V61H5ZM47 62V61H46ZM50 62V61H49ZM48 62V63H49ZM52 62H54V61H52ZM61 62V61H60ZM65 62V61H64ZM83 62H84V59H83ZM178 62H179V60H178ZM200 62V61H199ZM254 62V61H253ZM252 62V63H253ZM258 61H256V63H257ZM0 63H1V61H0ZM34 63V64H33ZM55 63V62H54ZM62 63V62H61ZM67 63V62H66ZM80 63V62H79ZM99 63V62H98ZM102 63V62H101ZM104 63V62H103ZM145 63V62H144ZM164 63V62H163ZM169 63H171V62H169ZM180 63V62H179ZM259 63V62H258ZM63 64V63H62ZM86 64V63H85ZM88 64H91V62H89ZM94 64V63H93ZM110 64V63H109ZM160 64H162V63H160ZM164 64H166V63H164ZM181 64V63H180ZM246 64H248V63H246ZM263 64H264V62H263ZM46 65H47V63H46ZM167 65V64H166ZM259 65V64H258ZM33 66V67H34ZM37 66V65H36ZM71 66V65H70ZM99 66V65H98ZM114 66V65H113ZM168 66V65H167ZM187 66V65H186ZM247 66H249V65H247ZM255 66V65H254ZM260 66V65H259ZM263 66V65H262ZM5 67V66H4ZM159 67V66H158ZM164 67V66H163ZM169 67V66H168ZM179 67H181L180 65H179ZM201 67H203V65L201 66ZM250 67H251V65H250ZM256 67V66H255ZM261 67V66H260ZM3 68V67H2ZM36 68V67H35ZM34 68V69H35ZM90 68V67H89ZM92 68V67H91ZM173 68V67H172ZM183 68V67H182ZM262 68H264V67H262ZM74 69V68H73ZM165 69H167V68H165ZM168 69H170V68H168ZM245 69V68H244ZM251 69V68H250ZM259 69V68H258ZM261 69V68H260ZM259 69V70H260ZM75 70V69H74ZM98 70V69H97ZM127 70V69H126ZM172 71H173V69H171ZM192 70V69H191ZM241 70L242 69H240V72H241ZM258 70V71H259ZM264 70V69H263ZM262 70V71H263ZM26 71H24V72H26ZM90 71H91V69H90ZM95 71V70H94ZM93 71V73L95 74V72ZM105 71V70H104ZM139 71V70H138ZM169 71V70H168ZM190 71V70H189ZM188 71V72H189ZM197 71V70H196ZM202 71V70H201ZM244 71V70H243ZM251 71V70H250ZM261 71V72H262ZM2 72H3V70H2ZM82 72V71H81ZM99 72V71H98ZM175 72V71H174ZM179 72V71H178ZM203 72V71H202ZM239 72V73H240ZM27 73V72H26ZM72 73H74V71L72 72ZM77 73V72H76ZM93 73H91L92 75H93ZM125 73H126V71H125ZM124 73V74H125ZM238 73V74H239ZM67 74V73H66ZM78 74V73H77ZM84 74V73H83ZM88 74V73H87ZM169 74V73H168ZM171 74H173V73H171ZM193 74H195V73H193ZM192 74V75H193ZM200 74V73H199ZM202 74V73H201ZM200 74V75H201ZM204 74V73H203ZM264 74V73H263ZM127 75V74H126ZM185 75V74H184ZM189 75V74H188ZM197 75V74H196ZM195 75V76H196ZM199 75V76H200ZM241 75H243V74H241ZM254 74H252V76H253ZM72 76V75H71ZM97 76V75H96ZM100 76V75H99ZM110 75H108V77H109ZM124 76V75H123ZM171 76H173V75H171ZM205 76V75H204ZM234 76V75H233ZM237 76V75H236ZM248 76V75H247ZM255 76H257V75H255ZM264 76V75H263ZM18 77V76H17ZM25 77V76H24ZM60 77H59V79H60ZM65 77H67L66 75H63V77L62 78H65ZM70 77V76H69ZM102 77V76H101ZM107 77V76H106ZM117 77V76H116ZM128 77V76H127ZM178 77V76H177ZM183 77V76H182ZM244 77V76H243ZM249 77H250V75H249ZM254 77V76H253ZM12 78V77H11ZM22 78H23V76H22ZM22 78H20V79H22ZM61 78V79H62ZM75 78V77H74ZM80 78V77H79ZM111 78V77H110ZM134 78V77H133ZM199 78V77H198ZM241 79H242V77H240ZM245 78V77H244ZM100 79V78H99ZM128 79V78H127ZM144 79V78H143ZM204 79V78H203ZM250 79H251V77H250ZM16 80V79H15ZM63 80H65V79H63ZM71 80H72V78H71ZM71 80H69V81H71ZM91 80V79H90ZM101 80V79H100ZM114 80V79H113ZM112 80V81H113ZM137 80V79H136ZM180 80H181V78H180ZM183 80V79H182ZM181 80V81H182ZM202 80V79H201ZM243 80V79H242ZM259 80V79H258ZM12 81V80H11ZM14 81V80H13ZM21 81V82H20ZM19 82H20V84H22V80H20ZM26 81V80H25ZM33 81H35V80H33ZM52 81V82H51ZM58 81V80H57ZM68 81V82H69ZM73 81V80H72ZM84 81V80H83ZM93 81V80H92ZM92 81H90V83L92 82ZM108 80H103L102 81V83H100V84H98L99 85V87H101L102 88V86H103V84L104 85H110V88H112L113 90L115 89V88H113V87H115V85H113V83L112 82H110V81H108ZM115 81H117L118 82V79L117 80H115ZM122 81V80H121ZM120 81V82H121ZM143 81V80H142ZM171 81V80H170ZM191 81V80H190ZM260 81H262V80H260ZM27 82V81H26ZM56 82V81H55ZM54 82V83H55ZM61 82V81H60ZM60 82H57V86H56V88H58L57 90H59V88H60V86L61 87H63L62 85H60L61 83ZM67 82V83H68ZM74 82H75V80H74ZM114 82V81H113ZM136 82V81H135ZM151 82V81H150ZM184 82V81H183ZM263 82H264V79H263ZM18 83V82H17ZM41 83H43V84H45V82L43 81H41ZM60 83V84H59ZM71 83H73V82H71ZM71 83H69V84H71ZM78 83V82H77ZM76 82L75 83H73V84H75L74 86H70V90H68V91H74V89H76L77 87H79L78 86V84H77ZM89 83V84H90ZM93 83H95V82H93ZM107 83V84H106ZM116 83V82H115ZM121 83H123V82H121ZM185 83V82H184ZM234 83H237V82H234ZM246 83H247V81H246ZM254 83V82H253ZM6 84V83H5ZM27 84H30V83H27ZM32 84V83H31ZM34 84H35V82H34ZM40 84V83H39ZM38 84V85H39ZM58 84L60 85L59 87H58ZM101 84H102V86H101ZM186 84V83H185ZM187 84H189L188 82H187ZM230 84V83H229ZM238 84H241V83H237V84H234L235 85V87H236V85L237 86H239ZM256 84H258V83H255V85ZM37 85V86H38ZM42 85V84H41ZM55 85V84H54ZM54 85H53V87H54ZM64 85V84H63ZM125 85V84H124ZM124 85H122V86H124ZM127 85V84H126ZM169 85V84H168ZM173 85V84H172ZM184 85V84H183ZM191 85V84H190ZM204 85V84H203ZM230 85H232V83L230 84ZM23 87H24V85H22ZM43 87L42 88H40V90L42 91V93H45L46 91H45V88L47 87V84H46V87H44V85H42ZM49 86V85H48ZM92 86H93V84H92ZM119 86V85H118ZM140 86V85H139ZM174 86V85H173ZM173 86H171L170 85V87H172L173 88ZM187 86V85H186ZM196 86H198V85H196ZM246 87H250L249 85L247 86V85H245ZM20 87V86H19ZM18 87V88H19ZM26 87V86H25ZM33 87H35V86H32V89H33ZM51 87V86H50ZM49 87V88H50ZM95 87V86H94ZM107 87V86H106ZM137 87V86H136ZM169 87V88H170ZM175 87V86H174ZM194 87V86H193ZM200 87V86H199ZM233 87V86H232ZM234 87V88H235ZM240 87H241V85H240ZM239 87V88H240ZM253 87L255 88L256 86H254V84H253V86H252V89H253ZM28 88V87H27ZM38 88V87H37ZM48 88V89H49ZM81 88H82V85H81ZM80 88V89H81ZM97 88H98V86H97ZM96 88V89H97ZM117 88V87H116ZM120 88V87H119ZM124 88V87H123ZM126 88V87H125ZM176 88V87H175ZM226 88V87H225ZM5 89V88H4ZM25 89V88H24ZM30 89V88H29ZM28 89V90H29ZM35 89V88H34ZM52 89V88H51ZM67 89V88H66ZM105 89V88H104ZM122 89V88H121ZM143 89V88H142ZM196 89V88H195ZM16 90H17V88H16ZM21 90H23V89H21ZM39 90V91H40ZM54 90V89H53ZM79 90V89H78ZM81 90H83V89H81ZM80 90V91H81ZM119 90V89H118ZM134 90V89H133ZM132 90V91H133ZM176 90V89H175ZM175 90H173L174 92H175ZM178 90V89H177ZM176 90V91H177ZM200 90V89H199ZM248 90V89H247ZM9 91V90H8ZM31 91V90H30ZM35 91V90H34ZM36 91H37V89H36ZM80 91H78V92H80ZM99 91V90H98ZM120 91V90H119ZM172 91V92H173ZM192 92H193V90H191ZM195 91V90H194ZM203 91V90H202ZM17 92V91H16ZM48 92V91H47ZM46 92V93H47ZM54 92V91H53ZM57 92V91H56ZM64 92V91H63ZM75 92V91H74ZM108 92V91H107ZM109 92H110V89H109ZM108 92V93H109ZM112 92V91H111ZM118 92V91H117ZM188 92V91H187ZM25 93H27V92H25ZM38 93V92H37ZM36 93V94H37ZM55 93V92H54ZM70 93H72V92H69V94ZM81 93H83L84 94V91H81ZM122 93H123V91H122ZM126 93V92H125ZM129 93H131V92H129ZM141 93V92H140ZM165 93V92H164ZM198 93V92H197ZM202 93V92H201ZM7 94H9V92L7 93ZM34 94V93H33ZM47 94H49V92L47 93ZM63 94L64 93H62V96H63ZM66 94V93H65ZM76 94V93H75ZM78 94V93H77ZM124 94V93H123ZM127 94H128V92H127ZM177 94V93H176ZM178 94H180V93H178ZM190 94V93H189ZM192 94V93H191ZM190 94V96L189 97H191L192 95ZM199 94V93H198ZM28 95H30V92H29V94ZM31 95H32V93H31ZM42 95V94H41ZM45 95V94H44ZM72 94H70V96H71ZM79 95V94H78ZM85 95V94H84ZM99 95V94H98ZM128 95H130V94H128ZM136 95V94H135ZM172 95V94H171ZM185 95V94H184ZM240 96H242L241 94H239ZM24 96H26V94L24 95ZM50 96H51V94H50ZM69 96V95H68ZM67 96V97H68ZM81 96V95H80ZM112 96L114 97V98H116V97H119L120 95L119 94H117L116 92H114L113 94H112ZM124 96H126V95H124ZM131 96V95H130ZM137 96V95H136ZM141 96V95H140ZM156 96V95H155ZM180 96V95H179ZM187 96V95H186ZM20 97V96H19ZM29 97H33V96H29ZM28 97V98H29ZM46 97V96H45ZM44 97V98H45ZM55 97H56V95H55ZM77 97V96H76ZM97 97V96H96ZM107 97V96H106ZM132 97V96H131ZM146 97V96H145ZM182 96H180V98H181ZM26 98V97H25ZM42 98V97H41ZM49 98V97H48ZM51 98V97H50ZM64 98V97H63ZM73 98V97H72ZM72 98H71V101H72ZM82 98V97H81ZM114 98H113V100H114ZM125 98V97H124ZM136 98V97H135ZM140 98V97H139ZM141 98H143V97H141ZM153 98H155V97H153ZM152 97H151V99H153ZM167 98V97H166ZM171 98V97H170ZM173 98V97H172ZM195 98V97H194ZM212 98V99H211ZM0 99H1V97H0ZM37 99V98H36ZM47 99V98H46ZM65 99H67L68 100V98H66L65 97ZM73 99H75V98H73ZM78 99V98H77ZM80 99V98H79ZM84 100H83V102L81 101V105H85V104H87V100L89 99V98H87V96L86 97H84L83 98ZM99 99V98H98ZM110 99V98H109ZM127 99H128V97H127ZM132 99V98H131ZM145 99V98H144ZM147 99V98H146ZM145 99V100H146ZM176 99H179V98H176ZM184 99V98H183ZM186 99V98H185ZM179 100V102L177 103V104H174V102H173V104H172V106H171V109L169 110L168 109V106H167V109L169 110V112H165L166 114H164L163 113V111L161 112V113H159L160 115H162V113H163V115H162V118L160 119V122L161 123H163L162 125H165L166 127H169V126H171L172 124H174L175 123V121L177 120V119H179V118H181V117H186V116H188V112H189V108L188 107H190V103H189V106H187V104H188V100H187V102H186V100ZM195 99H197V98H195ZM237 99V98H236ZM32 100H33V98H32ZM42 100H43V98H42ZM90 100V99H89ZM132 100H134V99H132ZM173 100V99H172ZM198 100V99H197ZM235 100V99H234ZM1 101V100H0ZM4 101H6V100H4ZM49 101V100H48ZM63 101V100H62ZM70 101V102H71ZM110 101H111V99H110ZM119 101H120V99H119ZM176 101H178V100H176ZM199 101V100H198ZM204 101H205V99H204ZM238 101V100H237ZM15 102V101H14ZM37 102V101H36ZM36 102H35V104H36ZM42 102V101H41ZM47 102V101H46ZM89 102V101H88ZM93 102V101H92ZM113 102V101H112ZM115 102H117V100H114V102H113V104L115 103ZM130 102V101H129ZM146 102H148V101H146ZM231 102V101H230ZM239 102V101H238ZM237 102V103H238ZM13 103V102H12ZM33 103V102H32ZM31 103V104H32ZM64 103H66V102H64ZM103 103V102H102ZM101 103V104H102ZM108 103H110L111 104V102H108ZM139 103V102H138ZM151 103H153V102H151ZM170 103V102H169ZM206 103V102H205ZM204 103V104H205ZM15 104V103H14ZM23 104V103H22ZM25 104H27V101L25 100ZM30 104V105H31ZM40 104V103H39ZM48 104V103H47ZM52 104V103H51ZM50 104V102H49V105H51ZM57 104V103H56ZM63 105V103H60V105ZM68 104H69V102H68ZM67 104V105H68ZM74 104V103H73ZM79 104V103H78ZM89 104H91V103H89ZM88 104V105H89ZM93 104V103H92ZM97 104V103H96ZM119 104V103H118ZM117 104V105H118ZM202 104V103H201ZM232 104V103H231ZM236 104V103H235ZM235 104H234V107H235ZM65 105V104H64ZM76 104H74V106H72L73 108H74V111L72 112L71 111V114H70V116L68 117V118H70V125H72L73 123H76L77 124V122L76 121H79V120H76V115H75V107H77V105L75 106ZM83 105V106H84ZM121 104H119V106H120ZM144 105H146V103L144 104ZM158 105V104H157ZM2 104H1V102H0V108H2ZM6 106V105H5ZM5 106H4V108H5ZM13 106V105H12ZM23 106V105H22ZM28 106V105H27ZM36 106H37V104H36ZM40 106V105H39ZM52 106V105H51ZM57 106V105H56ZM79 106H80V104H79ZM92 106V105H91ZM134 106V105H133ZM154 106V105H153ZM160 106V105H159ZM199 106H201V105H199ZM231 106V105H230ZM237 106H239V104L237 105ZM25 107H26V105H25ZM29 107H31V106H29ZM28 107V108H29ZM34 107H35V105H34ZM48 107V106H47ZM55 107V106H54ZM59 107V106H58ZM70 107V106H69ZM85 107V106H84ZM97 107V106H96ZM106 107V106H105ZM108 107V106H107ZM139 107H141V105L139 106ZM139 107H137V108H139ZM148 107V106H147ZM191 107H192V105H191ZM221 107V106H220ZM8 108V107H7ZM43 108V107H42ZM50 108V107H49ZM56 108V107H55ZM72 108V109H73ZM92 108V107H91ZM114 108V107H113ZM135 108V107H134ZM144 108V107H143ZM198 108V107H197ZM229 108V107H228ZM239 108H240V106H239ZM9 109V108H8ZM11 109H13L12 107H11ZM17 109V108H16ZM23 109V108H22ZM36 109H38V111L41 109H39V108H36ZM54 109V108H53ZM52 108L49 110V111H47V113L49 114V116H50V118H46V120H45V117H46V115L43 117L44 119H41V121H43L42 123H44L45 122V124L46 123H50L51 121H56V119L57 118H59V113L57 112V108L56 109H54L53 110ZM58 109H60V108H58ZM65 109V107H63L61 110H64ZM71 109V108H70ZM71 109V110H72ZM98 109V108H97ZM124 109V108H123ZM199 109V108H198ZM197 109V110H198ZM219 109V108H218ZM2 110V109H1ZM20 110V109H19ZM19 110H18V114H19ZM25 110V109H24ZM27 110V109H26ZM56 110V112L57 113H54V111ZM66 110V109H65ZM69 110V109H68ZM79 110H82L80 107H79ZM110 110V109H109ZM139 110V109H138ZM203 111H204V109H202ZM235 110V109H234ZM2 111H4V109L2 110ZM13 111H16L15 109L13 110ZM32 111H34V110H32ZM44 111V110H43ZM90 111V110H89ZM120 111V110H119ZM119 111H118V113H119ZM140 111H141V109H140ZM191 111V110H190ZM228 111V110H227ZM237 110H235V112H236ZM9 112H10V110H9ZM8 111H7V113L8 114H12V113H9ZM37 112V111H36ZM41 111H39V113H40ZM61 112H63V111H61ZM68 112V111H67ZM81 112V111H80ZM84 112V111H83ZM113 112V111H112ZM142 112V111H141ZM147 112V111H146ZM195 112V111H194ZM238 112V111H237ZM33 113V112H32ZM44 113V112H43ZM46 113V114H47ZM77 113L79 114V111H77ZM87 113V112H86ZM88 113H90V112H88ZM121 113H122V110H121ZM144 113V112H143ZM148 113H149V111H148ZM156 114H157V112H155ZM201 113V112H200ZM17 114V115H18ZM36 114V113H35ZM34 114V115H35ZM38 114V113H37ZM99 114V113H98ZM116 114V113H115ZM114 114V115H115ZM123 114V113H122ZM124 114H126L125 112H124ZM141 114V113H140ZM145 114V113H144ZM144 114H143V116H144ZM155 114V115H156ZM15 115H16V113H15ZM20 115V114H19ZM29 115V114H28ZM80 116H81V114H79ZM158 115V114H157ZM198 115V114H197ZM203 115H204V113H203ZM223 115V114H222ZM10 116H12V115H10ZM9 116V117H10ZM14 116V115H13ZM13 116H12V118H13ZM27 116V115H26ZM36 116V115H35ZM40 116L42 117V115H41V113H40ZM129 116V115H128ZM221 116V115H220ZM234 117H232V118H235V115H233ZM17 117H19V116H17ZM28 118H29V116H27ZM27 117H24V118H27ZM31 117V116H30ZM62 117V116H61ZM77 117H79L78 115H77ZM84 117V116H83ZM90 117V116H89ZM92 117V116H91ZM91 117L89 118V119H91ZM97 117V116H96ZM105 117V116H104ZM106 117H108V116H106ZM117 117V116H116ZM126 117V116H125ZM147 117V116H146ZM152 117H153V115H152ZM159 117H161V116H159ZM158 117V118H159ZM191 117V116H190ZM189 117V118H190ZM199 117V116H198ZM23 118V119H24ZM27 118V119H28ZM31 118H34V117H31ZM65 118V117H64ZM132 118V117H131ZM135 118V117H134ZM193 118H194V116H193ZM192 118V119H193ZM200 118V117H199ZM202 118V117H201ZM221 118V119H220ZM3 119V118H2ZM1 118H0V139H4L3 138V135L5 134V133H7V131H9L8 129H7V125L8 126H10L9 124H7L6 125V121L7 120H2ZM7 119H9V118H7ZM22 119V118H21ZM21 119H20V121H21ZM95 119V118H94ZM97 119H98V117H97ZM96 119V120H97ZM106 119H108V118H106ZM67 120V119H66ZM69 120V119H68ZM136 120V119H135ZM139 120V119H138ZM150 120H151V118H150ZM155 120H157V118L155 119L154 118V121ZM191 120V119H190ZM12 121V120H11ZM14 121V120H13ZM127 121V120H126ZM215 121V120H214ZM10 124H11V122L10 121H8ZM7 122V123H8ZM31 122H33V121H31ZM37 122H40L39 120L37 121ZM80 122V121H79ZM97 122V121H96ZM15 123V122H14ZM20 123V122H19ZM24 123H25V121H24ZM29 123V122H28ZM41 123V122H40ZM72 123V124H71ZM94 121L92 122V121H88L87 123H84V124H81L80 125V128H85V129H87L88 128V126H89V128H90V126H91V128H92V130L94 129V124H96V123H94ZM102 123V122H101ZM134 123V122H133ZM191 123V122H190ZM44 124V125H45ZM51 124H52V122H51ZM57 124V123H56ZM55 124V125H56ZM135 124V123H134ZM142 124H143V122H142ZM157 124H158V121H157ZM34 125H37V123L36 124H34ZM61 125H63V124H61ZM74 125V124H73ZM126 125H128V124H126ZM133 125V124H132ZM138 125V124H137ZM146 125V124H145ZM31 126V125H30ZM33 126V125H32ZM49 126V125H48ZM48 126H46L47 128H48ZM64 126V125H63ZM68 126V125H67ZM66 126V127H67ZM78 126V125H77ZM98 126V125H97ZM99 126H102V125H99ZM144 126V125H143ZM147 126V125H146ZM16 127V126H15ZM35 127V126H34ZM38 127V126H37ZM40 128L42 127L41 125L39 126ZM38 127V128H39ZM133 127V126H132ZM148 127V126H147ZM146 127V128H147ZM245 127H247V130L245 129L243 132H242V130L245 128ZM18 128V127H17ZM38 128H36V129H38ZM51 128V127H50ZM90 128V129H91ZM99 130H100V128L99 127H97ZM96 128V129H97ZM22 129V128H21ZM26 129V128H25ZM43 129V128H42ZM45 129V128H44ZM56 129H57V127H56ZM104 129V128H103ZM127 129V128H126ZM128 129H129V127H128ZM127 129V130H128ZM16 130V129H15ZM28 130H30V129H28ZM32 130H33V128H32ZM39 130V129H38ZM48 130V129H47ZM46 130V131H47ZM53 130V129H52ZM51 130V131H52ZM60 130V129H59ZM84 130V129H83ZM114 130V129H113ZM126 130V132H128ZM136 130H137V128H136ZM142 130V129H141ZM147 130V129H146ZM156 130V129H155ZM186 130V129H185ZM25 131V130H24ZM46 131H44L45 133H46ZM51 131L49 130V132H50V134H51ZM56 131V130H55ZM54 130L52 131V132H55ZM89 131V130H88ZM13 132V131H12ZM15 132V131H14ZM60 132V131H59ZM95 132L97 133V132H101V131H98V130H94V136H95ZM141 132V131H140ZM140 132H139V134H140ZM144 132V131H143ZM147 132V131H146ZM149 132V131H148ZM156 132V131H155ZM84 133V132H83ZM104 133V132H103ZM103 133H101V135L103 134ZM125 133V132H124ZM135 133V132H134ZM184 133V132H183ZM250 133V134H249ZM9 134V133H8ZM18 134V133H17ZM137 135H138V133H136ZM149 134V133H148ZM12 135V134H11ZM38 135V134H37ZM87 135V134H86ZM85 135V136H86ZM108 135V134H107ZM145 135V134H144ZM180 135V134H179ZM7 136V135H6ZM49 136V135H48ZM60 136V135H59ZM65 136H67V135H65ZM105 136V135H104ZM110 136V135H109ZM109 136H107V138L109 137ZM140 136V135H139ZM14 137V136H13ZM29 137V136H28ZM41 137V136H40ZM42 137H44V136H42ZM46 137H47V135H46ZM96 137V136H95ZM100 137V136H99ZM103 137V136H102ZM176 137H178V135L176 136ZM181 137V136H180ZM234 137V136H233ZM12 138V137H11ZM49 138H51V137H49ZM92 138H93V136H92ZM19 139V138H18ZM45 139V138H44ZM44 139H42V140H44ZM94 139V138H93ZM96 139V138H95ZM95 139H94V141H95ZM125 139V138H124ZM123 139V140H124ZM181 139V138H180ZM24 140V139H23ZM50 140V139H49ZM96 140H98V139H96ZM136 140H137V138H136ZM253 140V139H252ZM0 141H2V140H0ZM7 141V140H6ZM5 141V142H6ZM15 140H13V141H11V142H9V141H7V143H5V142H3L2 141V143L0 142V148L2 147L3 149H5V148H7V150L9 149V148H11V147H13L14 145L16 146V142H14ZM16 141H18V140H16ZM59 142H64V141H66L64 138H60L59 140H58ZM104 141V140H103ZM102 141V142H103ZM111 141V140H110ZM249 141V140H248ZM254 141V140H253ZM9 142V143H8ZM109 142V141H108ZM129 142V141H128ZM164 142V141H163ZM162 142V143H163ZM176 142V141H175ZM32 143V142H31ZM34 143V142H33ZM41 143V142H40ZM39 143V144H40ZM117 143V142H116ZM137 143V142H136ZM145 143V142H144ZM17 144H18V142H17ZM20 144V143H19ZM26 144V143H25ZM25 144H20V146L21 145H25ZM64 144V143H63ZM95 143H93V145H94ZM96 144H97V142H96ZM163 144H165V143H163ZM210 144V143H209ZM234 144H235V141H234ZM238 144V143H237ZM27 145H28V143H27ZM38 145V144H37ZM55 145V144H54ZM86 145H87V143H86ZM93 145H91L92 146V148L94 147ZM135 145V144H134ZM143 145H145V144H143ZM229 145V144H228ZM246 145V144H245ZM26 146V145H25ZM43 146V145H42ZM52 146V145H51ZM90 146V147H91ZM113 146V145H112ZM158 146V145H157ZM161 146V145H160ZM172 149H169V150H166V148L164 147V150H162V151H165L166 153H164L163 155L164 156H166L167 155V157H164L165 158V160H166V162H167V164H169V166H171V167H173L174 165H175V161L177 160V155L175 154V155H170L169 157H168V153L170 152V150H172L173 151V148L175 149L176 148V143H173L172 145ZM235 146H237V145H235ZM239 146V145H238ZM30 148H32V145L31 146H29ZM44 147V146H43ZM48 147H50L49 145H48ZM65 146H62L61 147V149L62 148H64ZM110 147V146H109ZM170 147V146H169ZM27 150H28V148L27 147H25ZM59 148V147H58ZM103 148V147H102ZM148 148H149V146H148ZM212 148V149H213ZM12 149V148H11ZM33 149V148H32ZM35 149H36V147H35ZM34 149V150H35ZM42 149H45V147L44 148H42ZM47 149V148H46ZM96 149V148H95ZM98 149V148H97ZM150 149H152V148H150ZM220 149V148H219ZM31 150V149H30ZM41 150V149H40ZM39 150V151H40ZM50 150V149H49ZM48 150V151H49ZM79 150V149H78ZM227 150V149H226ZM239 150H240V148H239ZM244 150V149H243ZM1 151V150H0ZM12 151V150H11ZM14 151V150H13ZM13 151H12V153H13ZM17 151V150H16ZM19 151V150H18ZM56 151V150H55ZM55 151H54V153H55ZM97 151V150H96ZM95 151V152H96ZM116 151V150H115ZM149 151V150H148ZM152 151V150H151ZM154 151V150H153ZM175 151V150H174ZM213 151V150H212ZM225 151V150H224ZM228 151V150H227ZM2 152V151H1ZM10 152V151H9ZM8 152V153H9ZM23 152V151H22ZM62 152V151H61ZM60 152V153H61ZM76 152V151H75ZM106 152V151H105ZM146 152V151H145ZM214 152H216V151H214ZM213 152V153H214ZM11 153V152H10ZM15 153H17V152H15ZM31 153V152H30ZM36 153V152H35ZM60 153H57V154H60ZM153 153V152H152ZM151 153V154H152ZM163 153V152H162ZM170 153H172V152H170ZM175 153H177V152H175ZM219 153H221V152H219ZM237 153V152H236ZM242 153H244V151L242 152ZM38 154H42V153H38ZM64 154V153H63ZM63 154H62V156H63ZM89 154V153H88ZM102 154V153H101ZM156 154H158V153H156ZM155 154V155H156ZM224 154V153H223ZM12 155H14V154H12ZM29 156H30V154H28ZM44 155V154H43ZM51 155V154H50ZM153 155V154H152ZM246 157L248 158L249 157V153L247 154L246 153ZM20 156V155H19ZM24 156V155H23ZM39 156V155H38ZM89 156V155H88ZM160 156V155H159ZM162 156V155H161ZM219 156H220V154H219ZM239 156H240V154H239ZM4 157V156H3ZM2 157V158H3ZM28 157V156H27ZM31 157V156H30ZM41 157V156H40ZM39 157V158H40ZM76 157V156H75ZM92 157V156H91ZM152 157V156H151ZM234 157V156H233ZM241 157V156H240ZM9 158V157H8ZM21 158V157H20ZM32 158V157H31ZM42 158V157H41ZM55 158V157H54ZM53 158V159H54ZM59 158V157H58ZM68 158V157H67ZM66 158V159H67ZM103 158V157H102ZM116 158H117V156H116ZM124 158V157H123ZM153 158V160H156L154 157H152ZM151 158V159H152ZM210 158V157H209ZM232 158V157H231ZM14 159H15V156H14ZM19 159V158H18ZM45 159H46V157H45ZM48 159V158H47ZM56 159V158H55ZM72 159V158H71ZM70 159V160H71ZM84 159V158H83ZM88 159H89V157H88ZM160 159V158H159ZM163 159V158H162ZM162 159H160V160H162ZM180 159H182L181 157H180ZM212 159V158H211ZM215 159V158H214ZM224 159V158H223ZM3 160V159H2ZM1 159H0V162L2 161ZM6 160V159H5ZM10 160V159H9ZM31 160V159H30ZM50 160V159H49ZM52 160V159H51ZM86 160V159H85ZM122 160V159H121ZM253 160V159H252ZM35 161H37V160H35ZM67 161V160H66ZM81 161H83L82 160V158H81ZM116 161V160H115ZM214 161V160H213ZM216 161H218L217 159H216ZM222 161V160H221ZM224 161V160H223ZM230 161H231V159H230ZM248 161H250V160H248ZM7 162H11V161H7ZM6 162V163H7ZM16 162H18V161H16ZM77 162V161H76ZM209 162V161H208ZM225 162H227V161H225ZM3 163V162H2ZM8 163V164H9ZM14 163V162H13ZM19 163V162H18ZM35 163V162H34ZM50 163H51V161H50ZM78 163V162H77ZM81 163H85V161H83V162H81ZM95 163V162H94ZM149 163V162H148ZM157 163V162H156ZM198 163H200V162H198ZM211 163H212V161H211ZM213 163H215V162H213ZM217 163V162H216ZM1 164V163H0ZM5 164V163H4ZM4 164H3V167L5 168V166H4ZM44 164V163H43ZM46 164V163H45ZM86 164V163H85ZM84 164V165H85ZM153 164V163H152ZM187 164V163H186ZM2 165V164H1ZM12 165V164H11ZM14 165V164H13ZM19 165V164H18ZM37 165V164H36ZM67 165V164H66ZM78 165V164H77ZM117 165V164H116ZM119 165V164H118ZM155 165V164H154ZM203 165H206L205 163L203 164ZM229 165H231V163L229 164ZM76 166V165H75ZM79 166V165H78ZM160 166V165H159ZM188 166V165H187ZM214 166V165H213ZM248 166V165H247ZM1 168H2V166H0ZM36 167V166H35ZM34 167V168H35ZM115 167V166H114ZM156 167V166H155ZM201 167V166H200ZM203 167V166H202ZM211 167H212V165H211ZM232 167V166H231ZM7 168H8V166H7ZM7 168H5L6 170H7ZM39 168V167H38ZM48 168V167H47ZM72 168V167H71ZM80 168V167H79ZM101 168V167H100ZM153 168V167H152ZM151 168V169H152ZM233 168V167H232ZM3 169V168H2ZM1 169V170H2ZM36 169V168H35ZM110 168H108V169H106L107 171L109 170ZM155 169V168H154ZM178 169V168H177ZM176 169V170H177ZM38 171H39V169H37ZM42 170V169H41ZM65 170H66V168H65ZM73 170V169H72ZM158 170V169H157ZM164 170V169H163ZM203 170V169H202ZM9 171V170H8ZM54 171H55V168H54ZM150 171H152V170H150ZM154 171V170H153ZM221 171H223V169L221 168ZM4 172V171H3ZM26 172V171H25ZM24 172V173H25ZM43 172V171H42ZM10 173V172H9ZM44 173V172H43ZM77 173H79V172H77ZM3 174V173H2ZM27 173H25V175H26ZM42 174V173H41ZM55 174H57L56 172H55ZM65 174V173H64ZM63 174V176H65ZM88 174V173H87ZM126 174V173H125ZM159 174V173H158ZM166 174V173H165ZM180 174V173H179ZM4 175V174H3ZM5 175H6V173H5ZM4 175V176H5ZM9 175V174H8ZM10 175H12V174H10ZM28 175V174H27ZM50 175V174H49ZM224 175V174H223ZM238 175V174H237ZM7 176V175H6ZM124 176H126V175H124ZM124 176H123V178H124ZM200 175H197V176H193V178L195 177V178H197V177H199ZM2 177V176H1ZM12 177V176H11ZM10 176H9V178H11ZM33 177V176H32ZM36 176H34V178H35ZM67 177H69V181H71V183H76V185L77 184H81L82 183V179L80 178V177H78V175H76V174H70V175H66L65 176V178H67ZM166 177V176H165ZM175 177V176H174ZM184 177V176H183ZM222 177V176H221ZM3 178V177H2ZM30 178V177H29ZM58 178V177H57ZM98 178V177H97ZM128 178V177H127ZM179 178V177H178ZM181 178H182V176H181ZM231 178H234V177H232L231 176ZM230 178V179H231ZM249 178V177H248ZM5 179H6V177H5ZM8 179V178H7ZM12 179H13V177H12ZM16 179V178H15ZM61 179H63V178H61ZM153 179V178H152ZM155 179V178H154ZM160 179V178H159ZM166 179H167V177H166ZM182 179H184V178H182ZM181 179V180H182ZM187 179V178H186ZM208 179V178H207ZM222 179V178H221ZM226 179V178H225ZM235 179V178H234ZM58 180H60V179H58ZM155 180H157V179H155ZM155 180H154V182H155ZM180 180V179H179ZM180 180V181H181ZM223 180V179H222ZM4 181V180H3ZM9 181V180H8ZM16 181V180H15ZM14 181V182H15ZM34 181V180H33ZM56 181V180H55ZM158 181V180H157ZM161 181H164V180H161ZM191 181V180H190ZM203 181H205V179H203L202 177L201 178H198V180H194L192 183L190 182V184L188 185V186H184L183 188H181V190L180 191H178V192H180V194H182V195H180L181 197H179V199H183L184 201H187V200H185V199H187V198H191V197H193V195H197L199 192H201L202 193V191H203V189L204 188H202V186H203ZM227 181V180H226ZM249 181V180H248ZM18 182V181H17ZM172 182H174V181H172ZM179 182V181H178ZM177 182V183H178ZM223 182V185L221 186L222 188H224L223 186H224V181H222ZM234 182V181H233ZM25 183H27V182H25ZM117 183V182H116ZM168 183V185H169V182H167ZM167 183H166V185H167ZM189 183V182H188ZM209 183H211V181L209 182ZM10 184H11V182H10ZM13 184V183H12ZM151 184V183H150ZM213 184V183H212ZM215 184V183H214ZM233 184V183H232ZM2 185V184H1ZM6 185V184H5ZM15 185V184H14ZM171 185V184H170ZM169 185V186H170ZM172 185H173V183H172ZM184 184H182L181 186H183ZM211 185V184H210ZM226 185H227V183H226ZM11 186V185H10ZM24 186H25V184H24ZM23 186V184H22V187H24ZM123 186V185H122ZM128 186V185H127ZM158 186H159V184H158ZM168 186V188H170ZM207 186V185H206ZM209 186V185H208ZM228 186V185H227ZM230 186H231V184H230ZM6 187V186H5ZM16 187H20L19 186V184H18V186H16ZM27 187V186H26ZM32 186H30V188H31ZM178 187V186H177ZM177 187H175L176 189H177ZM210 187V186H209ZM229 187V186H228ZM249 187V186H248ZM2 188H4V187H2ZM161 188V187H160ZM162 188H164V186L162 187ZM175 188H174V190H175ZM5 189V188H4ZM13 189H16V188H13ZM19 189H21V188H19ZM38 189V188H37ZM37 189H36V191H37ZM40 189V188H39ZM71 189V188H70ZM153 189V188H152ZM156 189V188H155ZM158 189V188H157ZM165 189V188H164ZM179 189V188H178ZM201 189H202V191H201ZM209 189V188H208ZM210 189H211V187H210ZM3 190V189H2ZM1 190V191H2ZM11 190V189H10ZM17 190V189H16ZM25 190V189H24ZM31 190H32V188H31ZM34 190V189H33ZM148 190V189H147ZM150 190V189H149ZM206 190V189H205ZM229 190V189H228ZM4 191V190H3ZM6 191V190H5ZM13 191V190H12ZM18 191V190H17ZM68 191V190H67ZM66 191V192H67ZM70 191V190H69ZM74 191V190H73ZM159 191V190H158ZM164 191H166V190H164ZM171 191V190H170ZM169 191V192H170ZM176 191V190H175ZM214 191V190H213ZM227 190H225V193H228V192H226ZM9 192V191H8ZM65 192V191H64ZM134 192V191H133ZM138 192V191H137ZM156 192V191H155ZM160 192V191H159ZM174 192V191H173ZM177 192V191H176ZM219 192V191H218ZM223 192V191H222ZM6 193V192H5ZM17 193V192H16ZM19 193V192H18ZM170 193H172V192H170ZM203 193L205 194V192L203 191ZM208 193V192H207ZM215 193V192H214ZM20 194V193H19ZM73 194V193H72ZM168 194V193H167ZM175 194V193H174ZM209 194H211V192L209 193ZM234 194V193H233ZM47 195V194H46ZM61 195L62 196H65V197H69V196H71L70 195V193H61ZM155 195H157V197H158V194H156L155 193ZM163 195V194H162ZM171 195H173V193L171 194ZM221 195V194H220ZM2 195H0V197H1ZM9 196H10V193H9ZM12 196V195H11ZM21 196V195H20ZM31 196V195H30ZM57 196V195H56ZM58 196H59V194H58ZM135 196V195H134ZM213 197H214V195H212ZM219 196V195H218ZM228 196V195H227ZM229 196H231V195H229ZM3 197V196H2ZM4 197H5V195H4ZM33 197V196H32ZM72 197V196H71ZM151 197V196H150ZM166 197V196H165ZM207 197V196H206ZM210 197H211V195H210ZM212 197V198H213ZM11 198V197H10ZM17 198V197H16ZM34 198V197H33ZM62 198V197H61ZM134 198V197H133ZM153 198V197H152ZM163 198H164V195H163ZM167 198H169L170 199V197H168L167 196ZM185 198V199H184ZM212 198H210V201H214ZM2 199V198H1ZM55 199V198H54ZM173 199H175V197L173 198ZM172 199V200H173ZM176 199H178V197L176 198ZM175 199V200H176ZM181 199V200H182ZM208 198H206V200H207ZM220 199V198H219ZM229 199V198H228ZM228 199H226V200H228ZM243 199V198H242ZM6 200V199H5ZM21 200V199H20ZM19 199H18V201H20ZM24 200V199H23ZM49 200V199H48ZM47 200V201H48ZM53 200V199H52ZM59 200V199H58ZM130 200V199H129ZM149 200H150V198H149ZM160 200H161V198H160ZM180 200V201H181ZM206 200H205V202H206ZM222 200H224V199H222ZM230 200V199H229ZM11 201V200H10ZM37 201V200H36ZM42 201V200H41ZM51 201V200H50ZM151 201V200H150ZM166 201V200H165ZM194 202H197L198 200H193ZM216 201V200H215ZM225 201V200H224ZM4 202V201H3ZM27 202V201H26ZM153 202V201H152ZM163 202H164V199H163ZM217 202V201H216ZM221 202V201H220ZM225 202H227V201H225ZM229 202V201H228ZM246 202V201H245ZM245 202H243V203H245ZM6 203H8V201L6 202ZM28 203V202H27ZM48 203V202H47ZM53 203V202H52ZM51 203V204H52ZM60 203V202H59ZM131 203V202H130ZM129 203V204H130ZM158 203V202H157ZM159 205H161L162 204V202H160L159 201ZM165 203V202H164ZM174 201L172 202L171 201V199L170 200H168V202H167V206H169V207H172L174 204ZM183 203H185V202H183ZM191 203V202H190ZM207 203V202H206ZM242 203V204H243ZM4 204V203H3ZM20 204H22L21 202H20ZM36 204V203H35ZM156 204V203H155ZM186 204H188V203H186ZM229 204V203H228ZM264 204V203H263ZM5 205V204H4ZM9 204H7V206H8ZM15 205V204H14ZM24 205V204H23ZM38 205V204H37ZM182 205V204H181ZM180 205V206H181ZM191 205L192 204H190V206L189 207H191ZM194 205V204H193ZM203 205H204V203H203ZM206 205V204H205ZM211 205V204H210ZM209 205V206H210ZM220 205H222L221 203H220ZM224 205H225V203H224ZM10 206V205H9ZM22 206V205H21ZM25 206V205H24ZM155 206H157V205H155ZM198 206V205H197ZM206 206H208V205H206ZM215 206V205H214ZM217 207L219 206V205H216ZM223 206V205H222ZM232 206V205H231ZM23 207V206H22ZM185 207V206H184ZM200 207H202V206H199V209H200ZM221 207V206H220ZM8 208V207H7ZM12 208L14 209V207L12 206ZM47 208H48V206H47ZM96 208V207H95ZM148 208V207H147ZM173 208V209H172ZM171 208V212L173 213L174 212V210H177V209H174V207H172ZM192 208V207H191ZM193 208H196V207H193ZM203 208V207H202ZM201 208V209H202ZM209 208V207H208ZM211 209H212V207H210ZM215 208V207H214ZM219 208V207H218ZM218 208H216V209H214V212L215 213H218L219 212V210H218ZM244 208H246V207H243V209ZM9 209V208H8ZM24 209V208H23ZM154 209H155V207H154ZM163 209V208H162ZM165 209V208H164ZM179 209H181V208H179ZM189 209V208H188ZM200 209V210H201ZM205 208H203V210H204ZM247 209V208H246ZM10 210V209H9ZM161 210V209H160ZM198 210V209H197ZM257 210V209H256ZM14 211V210H13ZM17 211V210H16ZM26 211H28V210H26ZM34 211V210H33ZM134 211V210H133ZM159 211V210H158ZM164 211V210H163ZM192 211V210H191ZM210 211V210H209ZM212 211V210H211ZM210 211V212H211ZM239 211V210H238ZM261 211V210H260ZM4 213H6V211L4 210L3 211ZM12 212V211H11ZM74 212V211H73ZM96 212V211H95ZM98 212V211H97ZM103 212V211H102ZM118 212V211H117ZM123 212V211H122ZM135 212V211H134ZM133 212V213H134ZM147 212H148V210H147ZM181 212V210L179 211V213ZM189 212V211H188ZM202 212V211H201ZM44 213V212H43ZM128 213H130V212H128ZM159 213H161L160 211H159ZM166 213V212H165ZM176 213V212H175ZM182 213H185L184 212V210H183V212ZM181 213V214H182ZM93 214H94V212H93ZM116 214V213H115ZM121 214V213H120ZM125 214V213H124ZM135 214V213H134ZM181 214H179V215H181ZM10 215V214H9ZM13 215H15V212L13 213ZM70 215V214H69ZM113 215V214H112ZM127 215V214H126ZM133 215V214H132ZM157 215V214H156ZM176 215L177 214H175V216L174 217H176ZM178 215V216H179ZM183 215V214H182ZM187 215V214H186ZM185 215V216H186ZM190 215V214H189ZM197 216H198V214H196ZM204 215V214H203ZM250 215V214H249ZM92 216V215H91ZM117 216V215H116ZM138 216V215H137ZM206 216V215H205ZM1 217V216H0ZM5 217V216H4ZM10 217V216H9ZM36 217V216H35ZM99 217H101V216H99ZM118 217V216H117ZM136 217V216H135ZM173 217V216H172ZM187 217V216H186ZM199 217V216H198ZM213 217H215V216H213ZM218 217V216H217ZM219 217H220V215H219ZM218 217V218H219ZM17 218V217H16ZM94 218V217H93ZM133 218H134V215H133ZM132 218V219H133ZM137 218V217H136ZM161 218H162V216H161ZM8 219H11V220H13L12 219V217L11 218H8ZM113 219V218H112ZM123 219V218H122ZM132 219H130V220H132ZM157 219V218H156ZM172 220H173V218H171ZM176 219H177V217H176ZM184 219V218H183ZM194 219V218H193ZM196 219V218H195ZM200 219V218H199ZM202 219V218H201ZM220 219H221V217H220ZM223 219H224V217H223ZM3 220H5V218H2V219H0V223H2L1 221H3ZM15 220V219H14ZM14 220H13V222H14ZM29 220V219H28ZM70 220V219H69ZM96 220H99V219H96ZM103 220H104V217H103ZM182 220V219H181ZM185 220H186V218H185ZM184 220V221H185ZM189 220V219H188ZM187 220V221H188ZM204 219H202V221H203ZM213 220H214V218H213ZM23 221V220H22ZM38 221V220H37ZM102 221V220H101ZM134 221V220H133ZM156 221V220H155ZM158 221H159V219L157 220V223H158ZM184 221H182V222H184ZM184 222V223H188V222ZM190 221V220H189ZM195 221V220H194ZM216 221V220H215ZM228 222H229V220H227ZM227 221H225V222H227ZM104 222H105V220H104ZM108 222V221H107ZM135 222V221H134ZM173 222V221H172ZM182 222H181V224H182ZM198 222V221H197ZM205 222H207V221H205ZM216 222H218V219H217V221ZM215 222V223H216ZM227 222V223H228ZM35 223V222H34ZM42 223V222H41ZM156 223V224H157ZM200 223V222H199ZM209 223V222H208ZM210 223H211V220H210ZM209 223V224H210ZM213 223V222H212ZM223 223H224V221H223ZM226 223V225H228ZM15 224H16V222H15ZM15 224H14V226H15ZM21 224V223H20ZM20 224H19V226H20ZM29 224V223H28ZM31 224H32V222H31ZM43 224V223H42ZM101 224V223H100ZM161 224V223H160ZM190 224V223H189ZM206 224V223H205ZM18 225V224H17ZM33 225V224H32ZM158 225V224H157ZM162 225V224H161ZM186 225V224H185ZM188 225V224H187ZM200 225H201V223H200ZM199 225V226H200ZM207 225V224H206ZM216 225V224H215ZM9 226V225H8ZM22 226V225H21ZM26 226V225H25ZM165 226V225H164ZM163 226V227H164ZM210 226V225H209ZM217 226H219V225H217ZM222 226V225H221ZM11 227V226H10ZM31 227V226H30ZM39 227H40V225H39ZM43 227V226H42ZM156 227H158V226H156ZM187 227V226H186ZM200 227H202V226H200ZM211 227V226H210ZM213 227V226H212ZM223 227V226H222ZM226 227V226H225ZM44 228V227H43ZM63 228V227H62ZM93 228V227H92ZM117 228V227H116ZM187 228H189V225H188V227ZM215 228V227H214ZM256 228V227H255ZM21 229V228H20ZM30 228L28 227V230H29ZM206 229V228H205ZM218 229V228H217ZM264 229V228H263ZM3 230V229H2ZM6 230V229H5ZM25 230H26V228H25ZM24 230V231H25ZM126 230H128V229H126ZM160 230H163V228L162 229H160ZM159 230V231H160ZM170 230H171V227H170ZM188 230H190V229H188ZM193 230V232L194 231H197V230H194V229H192ZM233 230V229H232ZM18 231V230H17ZM31 231V230H30ZM131 231H132V229H131ZM199 231H201V229H199ZM203 231V230H202ZM201 231V232H202ZM213 231V230H212ZM2 232V231H1ZM7 232V231H6ZM32 232H33V230H32ZM36 232V231H35ZM38 232H40V231H38ZM37 232V233H38ZM128 232H130V231H128ZM185 233H186V231H184ZM201 232H198L199 234L201 233ZM204 232V231H203ZM206 232V231H205ZM263 232V231H262ZM43 233V232H42ZM157 233V232H156ZM163 233V232H162ZM187 233L189 234V232L187 231ZM4 234V233H3ZM21 234H23L22 232H21ZM132 234V233H131ZM160 234V233H159ZM190 234H191V232H190ZM196 234V233H195ZM198 234V235H199ZM202 234V233H201ZM226 235L228 234V233H225ZM262 234V233H261ZM41 235V234H40ZM158 235V234H157ZM5 236H6V234H5ZM23 236H24V234H23ZM126 236V235H125ZM195 236V235H194ZM229 236V235H228ZM264 236V235H263ZM3 238H4V236H2ZM21 237H22V235H21ZM29 237V236H28ZM32 237V236H31ZM131 237V236H130ZM154 237V236H153ZM158 237V236H157ZM196 237H197V235H196ZM223 237H224V235H223ZM6 238V237H5ZM10 238V237H9ZM13 238V237H12ZM11 238V239H12ZM40 238V237H39ZM159 238H161V237H159ZM188 238H189V235H188ZM199 237H197V238H195L196 239V242H197V239H198ZM202 238V237H201ZM226 238V237H225ZM229 238V237H228ZM1 239V238H0ZM16 239V238H15ZM22 239V238H21ZM27 239H29V238H27ZM37 239H38V237H37ZM142 239V238H141ZM221 239V238H220ZM220 239H218V240H220ZM224 239V238H223ZM2 240V239H1ZM7 240V239H6ZM14 240V239H13ZM35 240V239H34ZM34 240H30V244H31V242H33ZM39 240V239H38ZM112 240V239H111ZM204 240H205V238H204ZM225 240L226 239H224V242H225ZM28 241V240H27ZM42 241V240H41ZM143 241V240H142ZM195 241V240H194ZM199 241V240H198ZM201 241V240H200ZM199 241V242H200ZM19 242H21V241H19ZM19 242H18V244H19ZM24 242V241H23ZM26 242V241H25ZM24 242V243H25ZM130 242H131V240H130ZM133 242V241H132ZM199 242H197V244L199 243ZM204 242V241H203ZM17 243V242H16ZM34 244L36 243V242H33ZM98 243V242H97ZM107 243V242H106ZM115 243V242H114ZM159 243H161V242H159ZM195 243V242H194ZM201 243V242H200ZM226 243V242H225ZM39 244V243H38ZM205 244V248H206V243H204ZM212 244V243H211ZM230 244V243H229ZM26 245H27V242H26ZM36 246H37V244H35ZM199 245V244H198ZM197 245V246H198ZM221 245H223V241H222V244ZM225 245V244H224ZM226 245H227V243H226ZM225 245V246H226ZM13 246V243H12V245H11V243L9 242V241H6L5 243H3V244H1V246H0V255H1V257H2V259L5 261L6 259H15V258H17V257H20L22 254H24V253H21V249H20V253H16L15 252V250H17V249H15V250H13L14 248L12 247ZM15 246V245H14ZM19 246H21V245H19ZM18 246V247H19ZM137 246V245H136ZM200 246H202V245H200ZM199 246V247H200ZM204 246V245H203ZM209 246V245H208ZM207 246V247H208ZM28 247V246H27ZM30 247H31V245H30ZM33 247V246H32ZM45 247V246H44ZM60 247V246H59ZM160 247H162V246H160ZM263 246H261V248H262ZM19 248H21V247H19ZM18 248V249H19ZM25 248V247H24ZM43 248V247H42ZM98 248V247H97ZM108 248V247H107ZM165 248V247H164ZM220 248V247H219ZM60 249H62V248H60ZM85 249V248H84ZM135 249V248H134ZM162 249V248H161ZM204 249V248H203ZM217 249V248H216ZM262 249H264V248H262ZM28 250V249H27ZM133 250V249H132ZM165 250V249H164ZM163 250V251H164ZM239 250V249H238ZM46 251H47V249H46ZM45 251V252H46ZM108 251V250H107ZM106 251V252H107ZM111 251V250H110ZM128 251V250H127ZM162 251V250H161ZM205 251V250H204ZM263 251V250H262ZM145 252V251H144ZM143 252V253H144ZM149 252V251H148ZM238 252V251H237ZM49 253H51V252H49L48 251V254ZM108 253V252H107ZM147 253V252H146ZM158 253H159V249H158ZM165 253V252H164ZM262 253H264V252H262ZM42 254V253H41ZM47 254V255H48ZM110 254V253H109ZM109 254H106V256L107 255H109ZM111 254L113 255V253L111 252ZM149 254V253H148ZM228 254V253H227ZM43 255V254H42ZM98 255V254H97ZM226 255V254H225ZM224 255V256H225ZM260 255H262V254H260ZM134 256V255H133ZM137 256H139V255H137ZM149 256V255H148ZM151 256V255H150ZM163 256V255H162ZM207 256V255H206ZM233 256V255H232ZM234 256H236V255H234ZM233 256V257H234ZM243 256V255H242ZM258 256H259V254H258ZM135 257V256H134ZM140 257V256H139ZM141 257H143L142 255H141ZM213 257V256H212ZM226 257V256H225ZM239 257V256H238ZM39 258V257H38ZM110 258H111V256H110ZM211 258V257H210ZM237 258V257H236ZM241 258V257H240ZM240 258H237L236 260H235V262L233 263H228V264H236L238 261H240ZM260 258V257H259ZM262 258H263V256H262ZM30 259V258H29ZM33 259H35V258H33ZM147 259V258H146ZM242 259V258H241ZM248 259V258H247ZM108 260V259H107ZM205 260H206V258H205ZM213 261V258H211L210 259V261ZM246 260V259H245ZM244 260V261H245ZM260 260V259H259ZM263 260V259H262ZM1 261V260H0ZM10 261V260H9ZM12 261H14V260H12ZM33 261V260H32ZM31 261V263H33ZM202 261V260H201ZM264 261V260H263ZM108 262V261H107ZM220 262V261H219ZM242 262V261H241ZM38 263V262H37ZM203 263V262H202ZM205 263H206V261H205ZM208 263H210V262H208ZM222 263V262H221ZM10 264H11V262H10ZM12 264H15V263H12ZM53 264H57L56 262H53ZM112 264V263H111ZM146 264V263H145ZM149 264V263H148ZM210 264H212V263H210ZM238 264V263H237ZM241 264H243V263H241ZM261 264V263H260Z\"/></svg>", "mask_w": 264, "mask_h": 264}]
</instances>
